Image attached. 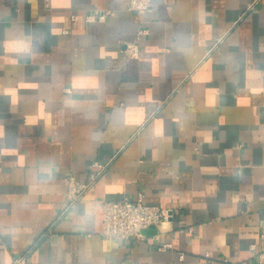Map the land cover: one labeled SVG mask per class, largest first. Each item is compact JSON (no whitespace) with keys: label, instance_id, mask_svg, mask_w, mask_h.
Wrapping results in <instances>:
<instances>
[{"label":"crops","instance_id":"obj_1","mask_svg":"<svg viewBox=\"0 0 264 264\" xmlns=\"http://www.w3.org/2000/svg\"><path fill=\"white\" fill-rule=\"evenodd\" d=\"M127 3L0 0V264H264V0ZM139 194L164 226L101 235V202Z\"/></svg>","mask_w":264,"mask_h":264},{"label":"built area","instance_id":"obj_2","mask_svg":"<svg viewBox=\"0 0 264 264\" xmlns=\"http://www.w3.org/2000/svg\"><path fill=\"white\" fill-rule=\"evenodd\" d=\"M128 9L136 12H144L151 7V0H128ZM108 9H92L83 14L85 22H103L109 15ZM73 18V16H72ZM148 32V28L140 25L135 32L133 40L124 41L122 52L128 57H135L140 52V40ZM106 164L94 161L90 166L87 177L80 180L76 174L68 173L64 176L66 186L65 203L60 210V214L73 208L86 190L93 184L96 178L105 169ZM101 208V227L99 233L107 238H136L145 239L146 234L142 232L148 227L160 228L164 226L172 216L170 208L161 207L143 200L141 194L136 199L123 198L120 200H103ZM263 246L257 248L255 243L251 244V250L262 260L264 256V231L259 233ZM33 247V246H32ZM31 247V248H32ZM28 248L22 254L15 256L11 264H25L29 259L30 250ZM209 256L208 253H205ZM181 258L183 254L179 255ZM211 264V260L207 262Z\"/></svg>","mask_w":264,"mask_h":264},{"label":"water","instance_id":"obj_3","mask_svg":"<svg viewBox=\"0 0 264 264\" xmlns=\"http://www.w3.org/2000/svg\"><path fill=\"white\" fill-rule=\"evenodd\" d=\"M156 231V228L155 227H148V228H145L142 230L143 233L145 234H149V233H152V232H155Z\"/></svg>","mask_w":264,"mask_h":264}]
</instances>
